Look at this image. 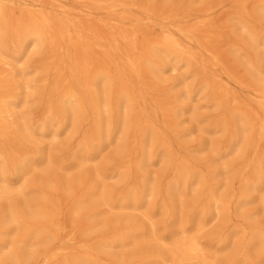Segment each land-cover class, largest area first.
Returning <instances> with one entry per match:
<instances>
[{
	"label": "bare ground",
	"instance_id": "obj_1",
	"mask_svg": "<svg viewBox=\"0 0 264 264\" xmlns=\"http://www.w3.org/2000/svg\"><path fill=\"white\" fill-rule=\"evenodd\" d=\"M172 2L161 14L149 10L156 31L146 32L125 25L115 0H0V55L16 63L34 48L44 55L34 79L39 120L17 122L28 95L0 80V264H264V27L254 22L264 0L251 12L239 1L234 17L245 39L233 51L254 82L252 103L214 76L198 79L199 94L220 112L209 132L229 140L210 143L222 167L194 165L174 151L167 133L186 106L168 105L181 95L153 107L147 101V73L206 69L203 30L174 24ZM182 96L194 99L192 90ZM161 111L164 128L155 122ZM59 129L81 137L72 161L21 147L27 133L55 139ZM113 144L118 159L99 167ZM159 164L168 180L144 172ZM114 177L122 189L110 190ZM213 221L220 228L206 240ZM142 247L149 251L138 254Z\"/></svg>",
	"mask_w": 264,
	"mask_h": 264
},
{
	"label": "rangeland",
	"instance_id": "obj_2",
	"mask_svg": "<svg viewBox=\"0 0 264 264\" xmlns=\"http://www.w3.org/2000/svg\"><path fill=\"white\" fill-rule=\"evenodd\" d=\"M121 4V8L125 11L123 15H126L124 22L125 25L130 28L134 24H140L143 30L146 32L156 31L154 30L151 21L147 20V16L152 15L149 10L162 13L164 10H169L165 6L168 0H115ZM172 7L176 12L180 14V17L175 19L174 24L186 25V26H200L203 30L198 34V38L205 43L208 51H203L202 58L206 61L205 72L202 71L200 66L193 69L187 67L179 68L175 71L167 70L158 76L152 77L150 74L145 75V82L148 86L147 101L149 105L153 107L154 102L163 98L170 102L173 96H180L177 102L170 103L168 106H176L181 108L186 106V110L180 112L176 121L171 122L174 126L172 130L167 133L168 140L172 144L174 151L180 158H184L187 155L190 157L191 163L194 165L204 167L205 163L210 162L213 166L222 167L223 162L221 160H214V153L210 147L211 141L216 143V146H227L229 140L225 135L221 133L209 132V126L212 120L219 117V110L216 109L213 104L204 97L203 94H199V80L202 75L207 74L214 76L218 80L228 87L230 91L239 96L242 100L252 103L250 100V94L255 88L253 80L245 72L242 63L244 60L237 56L233 51L237 46H243L245 35L243 34L240 26L235 23L234 17L236 11L240 7L239 1H245L247 11L251 12L255 9L258 0H171ZM70 6H76V3L69 2ZM210 9L204 16L201 15L203 9ZM185 12L186 14H181ZM187 15V17H185ZM120 15H116L118 18ZM198 16H201L198 20ZM256 18V17H255ZM259 20L254 19L256 24L264 27V14L257 17ZM202 21L199 23V21ZM158 22L162 23L159 19ZM159 25H156L155 29H158ZM196 49L198 45L195 44ZM257 50H261L258 47ZM28 56L21 60V62H13L8 56L0 55V80H3L4 84H9L11 87H18L19 92L27 94V101L22 105L19 114H17V122L20 124L26 120V118L32 117L35 121L39 120L42 116L43 107L38 103V97L35 94V86L39 83L34 79L38 78L37 67L41 65L44 60V55L39 49H32L28 52ZM248 56L255 60V52L251 49L247 51ZM215 56L219 58L220 63L213 65ZM214 57V58H213ZM25 72L26 74H23ZM264 78V74L261 75ZM10 79L9 82L7 80ZM38 80V79H37ZM192 90L194 99L188 101L185 96H182L186 91ZM201 93V92H200ZM16 119V117H15ZM165 116L163 111L155 117V122L162 128H164ZM179 138H177L178 133ZM58 137L55 139L50 138L48 135L46 138H41L39 135H32L31 133L25 134L26 138H20L22 140L21 147L35 151L40 149L43 154H52L56 156H62L68 161H72L73 158L69 155V151L73 149L77 143L81 140L80 135H74L70 131H64L59 129ZM119 149L118 144L107 146L102 152L101 157L98 159V166L103 168L110 166L111 163L118 159L117 152ZM139 153L134 150L132 159ZM234 159V156L228 157L227 162ZM144 172L149 173L152 177L170 178V173L166 172L162 165L146 166ZM141 174V172H140ZM140 174H136V178ZM221 176L218 179H223ZM118 178H110L108 185L110 190L122 189L118 187ZM238 184L235 183V187ZM2 201L0 200V203ZM191 200L187 201V204H191ZM254 206V205H253ZM258 206V205H255ZM251 207V206H250ZM135 220L139 222H145V219L141 212H136L133 216ZM261 219V215L257 216ZM159 213L155 214L154 220L158 223L161 220ZM236 220V219H235ZM177 229L176 226L171 227ZM220 228L219 221H213L210 223L204 231V239L209 240ZM149 249L142 247L138 254L147 253Z\"/></svg>",
	"mask_w": 264,
	"mask_h": 264
}]
</instances>
